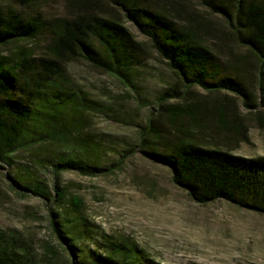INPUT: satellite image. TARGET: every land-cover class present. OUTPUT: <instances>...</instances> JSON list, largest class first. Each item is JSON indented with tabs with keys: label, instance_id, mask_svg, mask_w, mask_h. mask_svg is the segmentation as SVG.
<instances>
[{
	"label": "trees",
	"instance_id": "16d2710c",
	"mask_svg": "<svg viewBox=\"0 0 264 264\" xmlns=\"http://www.w3.org/2000/svg\"><path fill=\"white\" fill-rule=\"evenodd\" d=\"M52 1L0 0V168L18 151L52 147L51 186L11 181L49 203L68 264H160L136 244L96 234L82 199L57 181L64 172H102L81 136L85 113L100 104L71 83V62L136 88L137 68L155 55L174 81L139 131L140 153L168 168L196 204L223 200L264 216V156L233 153L249 142V123L264 128V0H61L59 15L48 10ZM47 252L55 264L56 248ZM0 264L41 263L32 243L9 230L0 231Z\"/></svg>",
	"mask_w": 264,
	"mask_h": 264
},
{
	"label": "rangeland",
	"instance_id": "374dc122",
	"mask_svg": "<svg viewBox=\"0 0 264 264\" xmlns=\"http://www.w3.org/2000/svg\"><path fill=\"white\" fill-rule=\"evenodd\" d=\"M48 10L59 15L65 8L61 0H53ZM213 21L223 22L219 17ZM135 73L136 88H130L85 63L67 65L71 83L100 104L99 111L85 113L81 136L93 149L91 158L99 162L102 172L92 177L64 172L59 184L69 196L82 199L83 216L96 234L136 244L157 263L264 264L263 215L223 200L196 204L173 185L168 168L140 153L139 131L157 108L156 98L174 78L155 55ZM249 124V142L233 153L264 156V128ZM51 148L18 151L10 166L0 168V231L16 230L26 237L41 264H47L49 244L58 252L55 264H68V255L51 233L49 203L18 192L11 181L17 175L35 177L51 186L55 177L45 159Z\"/></svg>",
	"mask_w": 264,
	"mask_h": 264
}]
</instances>
